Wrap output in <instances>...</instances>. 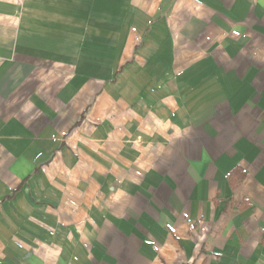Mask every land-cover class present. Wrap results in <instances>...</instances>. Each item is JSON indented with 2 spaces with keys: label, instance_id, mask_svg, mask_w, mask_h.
<instances>
[{
  "label": "crops",
  "instance_id": "crops-1",
  "mask_svg": "<svg viewBox=\"0 0 264 264\" xmlns=\"http://www.w3.org/2000/svg\"><path fill=\"white\" fill-rule=\"evenodd\" d=\"M135 4L86 48L0 0V264H264V0Z\"/></svg>",
  "mask_w": 264,
  "mask_h": 264
},
{
  "label": "rangeland",
  "instance_id": "rangeland-1",
  "mask_svg": "<svg viewBox=\"0 0 264 264\" xmlns=\"http://www.w3.org/2000/svg\"><path fill=\"white\" fill-rule=\"evenodd\" d=\"M139 1L19 0V3L24 11L22 22L36 24L34 29L38 34L46 31V35L53 39L50 36L51 34L57 33L56 35H60V33L66 32L68 42L70 40L74 42L83 40V47L87 48L88 41L90 42L93 38L103 40L104 43L108 41L124 45L128 32H130L129 9ZM53 8L59 9L53 13ZM107 8L113 9L115 12L113 16L106 12ZM108 24L110 25L108 26ZM131 37L135 40L133 35ZM51 49L58 52L60 48ZM68 50H70L69 46ZM60 52L61 50L58 53ZM69 52H67V55L71 57Z\"/></svg>",
  "mask_w": 264,
  "mask_h": 264
}]
</instances>
